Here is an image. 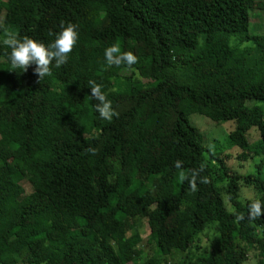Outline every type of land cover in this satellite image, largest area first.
<instances>
[{
  "label": "trees",
  "instance_id": "16d2710c",
  "mask_svg": "<svg viewBox=\"0 0 264 264\" xmlns=\"http://www.w3.org/2000/svg\"><path fill=\"white\" fill-rule=\"evenodd\" d=\"M254 4L0 0V36L11 28L47 45L62 22L79 33L68 62H53L41 83L34 64L12 72L0 44V264H132L144 254V224L153 254L141 264H245L251 255L264 264V216L248 219L249 204L264 202V34L249 31ZM115 43L138 57L132 68L108 66ZM90 80L119 114L111 121L96 112ZM195 114L233 122L239 168L256 161V173L212 152Z\"/></svg>",
  "mask_w": 264,
  "mask_h": 264
},
{
  "label": "clouds",
  "instance_id": "9594fccd",
  "mask_svg": "<svg viewBox=\"0 0 264 264\" xmlns=\"http://www.w3.org/2000/svg\"><path fill=\"white\" fill-rule=\"evenodd\" d=\"M78 26L73 23H61V31L55 34V39L50 44L37 41L27 35L20 37L19 34L11 29L6 28L0 36V44L4 48L10 49V53H6L10 61L12 72L16 69H22L23 73L28 70L33 64L36 65L34 74L38 76L37 83L45 77L52 75V66L55 62V67L60 68L68 62L70 54L73 52L79 39L77 31ZM52 35V33H49ZM246 46V45H245ZM105 60L108 66H121L126 65L132 68L138 62V57L131 51H121L119 43H115L105 49ZM91 89V97L97 101L95 110L99 113L100 118L111 121L114 116L119 114L113 109L112 102L107 98L106 93L102 90V85L97 84L96 81L90 80L88 82ZM87 152L91 155L97 154L96 148H88ZM182 162L176 161L175 167L181 168ZM206 167L205 164L201 165L200 171ZM197 176L198 172H193L189 179V186L192 191L197 189ZM188 177L181 171L179 173V182L183 183ZM208 177H204L201 183H208ZM264 216V202L256 199L249 204L248 219L254 221L255 219ZM245 216L243 214H236V222L243 221Z\"/></svg>",
  "mask_w": 264,
  "mask_h": 264
},
{
  "label": "rangeland",
  "instance_id": "374dc122",
  "mask_svg": "<svg viewBox=\"0 0 264 264\" xmlns=\"http://www.w3.org/2000/svg\"><path fill=\"white\" fill-rule=\"evenodd\" d=\"M249 15H250V30H249L250 33L253 35H263L264 34V0H256V4H254V6H251ZM251 44H252L251 42L245 43L246 46ZM191 122L194 123V125L196 126L198 125L200 127V130L202 129L201 131L206 134L212 152L216 151L223 154H231L233 157L230 162L233 161L231 163V166L233 168L239 169L240 172L242 171V173L244 174L256 173L257 171L256 161H248L244 163L243 168H239L240 163L235 158V156L240 152V150L230 141L228 136L229 133L234 129L233 122L231 121L214 122L209 118L197 114L191 116ZM248 137L251 143L257 142V140L259 139V134L257 132V129L252 128L248 133ZM19 185L26 189L27 194L31 192V186L27 183V181H23ZM243 194L245 198H252L254 196V193L251 189H244ZM227 207L229 208V205ZM138 231L142 234V237L144 238L142 244L140 245V248L142 249L144 254L141 255L139 258H137L132 264H141L142 262L145 261L146 254H148L149 257L153 254V250L151 246L147 244V238L149 232L147 231L146 225L145 224L141 225ZM203 245L204 246L208 245L206 238L203 241ZM245 264H257V260L251 255V258Z\"/></svg>",
  "mask_w": 264,
  "mask_h": 264
}]
</instances>
